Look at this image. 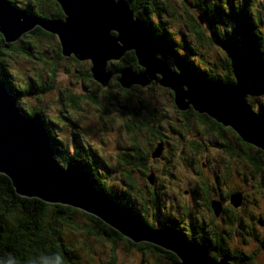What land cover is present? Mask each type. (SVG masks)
Returning <instances> with one entry per match:
<instances>
[{"label": "rangeland", "instance_id": "374dc122", "mask_svg": "<svg viewBox=\"0 0 264 264\" xmlns=\"http://www.w3.org/2000/svg\"><path fill=\"white\" fill-rule=\"evenodd\" d=\"M20 1L22 2L21 5H23V7L29 4L28 0ZM145 1H147L150 8L154 10L150 15L151 21L155 24H164L165 28L173 34L175 40H183L185 37L188 42L194 44V34L191 32L189 22L190 18H198L200 22L199 25L205 32L207 50L201 52L203 55H201L200 58L199 56L185 54L182 51L179 52L180 55L184 58L190 56L193 62L200 68L204 67V69H209L211 66H218V71L222 72L221 75L230 77L227 70L222 68V65L225 64V56L222 49L209 40L213 37L214 33L223 36L224 31L227 29L234 33L233 31L235 29L232 24H229L228 27L217 29L215 26L203 22V20L200 19L199 14V6L203 5V0ZM240 1L245 2L248 7L250 6L252 11L254 9L257 10V12L259 10L261 11L260 16L263 20V26L260 30L264 33V0ZM143 2L144 1L141 0V5H139V7L141 6V9L143 7ZM216 2H218L221 7H223V5L228 6L226 3L227 0H220L221 3L219 1ZM205 3L211 7L214 6L212 2ZM197 4L199 5L197 6ZM15 5L20 7L16 2ZM46 10L51 15L53 14V6L49 2ZM63 15L65 17L64 13ZM64 17L62 19H64ZM50 20H55V18H49V21ZM112 34L116 35L115 32H112ZM235 34L236 33L232 35L233 38L236 37ZM57 39H49L44 36H27V34L23 35L17 42H15V52H13L14 50H10L8 53L9 56L5 57L12 74L15 75V84L18 87L20 86L24 88V86L28 87L27 85H32L31 79H34L35 75L38 73L46 74V69L53 67V69L57 71L54 89L50 90L42 99L37 95L23 96L20 100L17 99L19 102L17 105L22 114H25L26 111L33 107L40 108L45 115L44 117L41 115L44 123L45 120H51L56 124L55 132L57 136L65 141L73 156L82 154L85 158H88L90 163H94L95 161L85 153L92 150L99 159L95 166L102 170V173L107 177L108 175H111V170H113L115 174L111 175V179L116 180V182H122V180H125L127 168L135 172V169L125 166L122 160L124 158L123 154L128 153V148L130 146L136 144L142 147L141 145H144L142 148H145L148 152L153 150V155L155 154L154 157H156V153L158 149L162 147V143L159 141L157 144V139L151 141L150 139L152 136H148L145 130L140 132L135 127V122H137V120L127 111L132 109L133 103L127 102L129 96L116 87L117 84L120 85L116 80L120 78V73H113L110 76L107 87H102L99 84L102 90H108L107 92L117 98L116 104H118V107H116L113 104L114 102L109 100L107 92L99 90L98 83L95 82L93 78H88L87 73L90 72L89 70L92 68L90 60L79 62L76 61L74 57H70L58 61L54 58L55 53L53 50L57 49ZM157 45L158 40L156 41L155 47L157 56L161 58L157 52ZM21 46L24 49L28 47L30 55L27 56L24 53H19ZM52 53H54V55H52ZM130 53V51L126 52L121 59L109 60L106 66L107 70L109 72L116 71L111 70L109 67H112L113 65H121L124 62L126 55ZM40 57L41 59H39ZM161 59L174 70H180V66L176 65L173 59H163V57ZM122 69H128L135 73V71L130 68ZM142 70L143 68L140 67V70L137 72L139 73ZM234 77L236 78L235 74ZM33 86H35V84ZM134 87H138V89L137 93H132L133 96H137L139 93V96H143L150 101L152 105H156V108L162 113V124L160 122L158 124V128H161L159 129L161 139L165 137L162 142H165V144L169 142V149L171 146H174L173 148L178 147L179 149H174L176 155L173 152L171 153L173 156L166 154L165 158L155 161L152 166L158 179L156 180L155 178L153 182H156L154 183V187L157 189L162 204L160 211L162 217H167L171 222L176 219L179 221L184 219L187 221L185 224L187 225L188 231L192 232V230L195 229L191 220L192 215H198L200 218H205L207 221L210 220V213L204 207V204L206 203L205 199H207L206 196L211 199L210 202H212V206L213 202H216V208H221V215L223 212L222 204L227 203V205L229 204L234 207L231 202L232 197L241 194L242 202L238 207L239 210H237V215L245 220L244 224L248 223V218L252 215H255L258 219L261 217L260 221H263L264 177L260 180H252V177L249 176L245 167L242 168L238 165H232L229 160H226L222 156L223 154L221 152L217 151L220 140L217 141L213 135L208 136L203 140L199 131L203 129L204 125L202 126L200 121L196 123L199 126L194 125L193 127L187 125V129L183 133L172 131L174 130L173 126L179 125V122L176 118L178 116L173 101L174 98L170 95L171 92L168 93L170 90L162 88L156 81L149 88H141L140 86ZM69 94L78 98L75 100L77 103L75 106L71 103ZM86 96L95 97L96 101L90 100ZM134 99L137 100V97H134ZM251 99L256 103L262 102L264 104V94L259 92L253 93ZM39 100L42 102L40 103ZM135 108L137 107L135 106L133 109ZM254 108L257 109L258 104H256ZM195 112L198 113L197 111ZM193 120L194 119H192L191 122H193ZM126 125L133 127V130L130 133L126 130ZM178 134H181V136ZM226 138L229 140L231 139L233 142L236 141V137H234L231 132H227ZM196 140L199 142L203 141L200 144L196 142ZM190 143L199 144L200 148H198V151L194 150L197 147L195 145H190ZM252 147L255 149V153H257L256 149L262 151L260 148L255 146ZM191 148L193 151H191ZM169 149L166 150V153ZM235 161L240 165H245L240 159H235ZM60 165L65 166L62 164ZM227 170L228 173L226 172ZM226 174H228V178H226ZM134 178L138 182V188L144 189L147 180L142 173L135 172ZM186 191L188 193H186ZM227 192L232 193L229 199V193ZM75 218L78 219H74V222L77 224L83 225L88 223L85 217L80 215L75 216ZM257 222L258 221L256 220L252 223L258 224L259 222ZM261 223L259 224L264 226V223ZM186 225L184 226L186 227ZM256 227L254 229L260 235H264L261 226L256 225ZM63 229L65 239L71 246V254L79 259L78 263L75 261L76 264L108 263L112 252L111 243L87 236L81 230H73L70 228ZM242 229L240 227L232 228L235 237H233L230 246L244 251L245 254L251 255L253 250L256 252L255 247L257 246L250 245L251 248H249L248 251H246V247H242L243 244L245 246L247 245L245 241L243 242V240L247 238V230L245 228ZM240 231H243V235L238 233ZM256 231L255 234H257ZM259 234L257 235L259 236ZM248 238V242L255 243L250 237ZM127 247V244L124 242H119L117 244V264H148L146 261L142 262V254H139L137 250L132 248L128 250ZM146 255L151 262H154L152 257L148 254ZM210 256L214 260L219 261V258L213 257L211 253ZM226 260L230 263L228 258ZM252 262L253 264H264V250L259 251L257 255L254 256Z\"/></svg>", "mask_w": 264, "mask_h": 264}, {"label": "water", "instance_id": "95a60500", "mask_svg": "<svg viewBox=\"0 0 264 264\" xmlns=\"http://www.w3.org/2000/svg\"><path fill=\"white\" fill-rule=\"evenodd\" d=\"M64 19H43L27 10L0 0V34L6 43L17 42L36 28L55 35L65 58L82 62L90 60L92 78L107 87L110 76L121 87L149 88L155 81L174 94L178 111L193 109L224 127L231 128L244 143L264 152V119L248 104L246 92L250 79L235 73V84L212 82L187 65L174 70L156 53V36L134 16L126 0H56ZM115 32L116 35H113ZM134 52L142 71L128 69L109 72V60H118ZM108 71V72H106ZM158 149L156 157L161 153ZM158 154V155H157ZM0 174L9 178L18 196L60 205L93 216L134 244L147 243L175 254L174 264H231L225 257L219 261L206 247L190 242L171 229H157L101 193L87 174L69 162L61 166L55 158L51 137L40 114H22L17 98L0 80ZM153 184V180H149ZM231 202L238 208L242 195ZM212 209L217 216L221 208Z\"/></svg>", "mask_w": 264, "mask_h": 264}, {"label": "trees", "instance_id": "16d2710c", "mask_svg": "<svg viewBox=\"0 0 264 264\" xmlns=\"http://www.w3.org/2000/svg\"><path fill=\"white\" fill-rule=\"evenodd\" d=\"M10 1L14 6H16L15 2L20 5V7L16 6L19 9H28L29 13H33L43 19H62L64 17L61 7L55 0H28L29 4L25 7L21 5L22 2L20 0ZM126 1L135 16L141 18L156 36L158 40L157 52L161 58H171L176 65L192 67L212 82L235 84L234 74L236 72L246 74L250 79L249 88L246 92V100L249 106L264 119V104L262 102L256 103L251 99V95L255 92L264 94V33L260 30L263 26L260 10L258 12L255 9L252 11L250 6L248 7L245 2H239L237 0H227L230 2L229 7L224 5L221 7L216 2H220V0H203V5L199 6L200 19L203 22H207L217 29L228 27L229 24H232L235 29L233 31L236 33L235 38L232 37L234 33L227 29L224 31L223 36L214 33L213 37L209 40L220 47L224 53L225 64L222 65V68H225L224 70H227L230 75V77H225L221 75V71V73L218 71V66H211L209 69H204V67L200 68L193 62L190 56L184 58L179 53L182 51L185 54L199 56L200 58L203 55L201 52L207 50L205 32L201 29L198 18H190L189 22L191 32L194 34L195 43L191 44L185 37L183 40L177 39V41L173 34L165 28L164 24H155L151 21L150 15L154 10L150 8L147 1L143 0L142 9L141 6L139 7L141 0ZM48 2L53 6L52 15L46 10ZM205 2H212L214 6L211 7ZM47 33L40 28H36L30 34L34 35V37L44 36L49 39H57L50 33ZM11 48L12 45L6 43L4 37L0 34V69L6 75L3 81L18 100L23 96L30 95L40 97V95L54 89L57 73L53 69L50 71L49 76H47L46 87L33 86L35 78L31 80L32 85H27L28 87H18L14 84L13 74L5 58L9 56L6 54L9 53ZM20 49L19 53H23L24 48L21 46ZM25 49L29 50L28 47ZM53 52L56 56L54 58L58 61L67 59L61 54V46L58 39L57 50L54 49ZM109 68L116 71L122 68H130L135 72L140 70L133 52L126 55L121 65H113ZM87 76L92 79L90 72L87 73ZM13 86H15V90ZM116 87L129 96L127 102L133 103L132 109L127 111L137 120L135 122V125L137 124L136 128L139 130L144 129L152 134L158 135V133L156 134V127L162 120V113L159 112L156 105H152L146 98L139 96V93L137 96H133L132 93H137L138 87H133L129 91L123 89L119 84ZM98 88L102 90L99 84ZM102 91L107 92L108 90ZM170 92L168 91V93ZM107 95L109 96V100H112L114 102L113 104L118 107V104H116L117 98L109 92H107ZM170 95L174 98L173 92ZM69 97L71 103L75 106L77 104L75 100L78 98L73 97L71 94H69ZM134 97H137V100ZM88 98L90 100H96L95 97ZM256 104H258L257 109L254 108ZM135 106L137 108L133 109ZM177 113L182 123L186 124L192 121V119H194L193 121H200L202 123L204 121L205 127H210L211 130L222 136L224 126L209 118L207 115H199L193 108L186 112H178L177 110ZM25 114L27 116H33L35 114L45 116L42 110L26 111ZM45 127L52 140L55 158L60 164L66 165L69 162L74 163L88 175L89 179L101 193L132 212L137 218L143 220L153 228L176 231L184 239L206 247L215 258L227 257L231 264H253L251 256L245 254L238 248H232L225 241L231 238L232 228H236L234 225H236L237 220L230 219L224 228H220L215 222L207 221L198 215H192L191 220L195 229L189 232L185 224L187 223L186 220L179 221L176 219L171 222L167 217H162L160 213L162 204L157 190L154 187H150L152 191L147 190V194L142 193L140 189L138 190V182L131 172L125 174V180L116 182V180L111 179V175L115 174L113 170H111V175L107 177L102 173V170L95 166L99 159L92 150L89 149L90 151L85 153L95 161H93L94 163H90L88 158H85L82 154L73 156L65 141L57 136L55 132L56 124L51 120H45ZM237 138L239 141H242L238 135ZM245 145L250 147L247 143ZM131 148L130 151L135 152V154L139 152L136 144L131 146ZM256 152L253 157L252 155L250 156L257 163L255 166L257 172L262 170L264 166V153L258 149H256ZM211 203H209L207 198L204 207L211 208ZM77 215L85 217L88 223L83 225L75 223L74 219L78 220L75 218ZM63 228L81 230L87 236L111 243L112 252L107 264H117L116 246L119 242L127 244L128 250L132 248L137 250L139 254H142V262L146 261L148 264H174L178 262L175 254L152 244H134L99 219L84 212L65 206L46 204L37 199H27L18 196L9 178L0 174V264H76L75 261L78 263L79 259L71 254V246L65 239ZM251 237L252 240L260 244L261 248H264V239L255 235H251ZM146 254L152 257L154 262H151Z\"/></svg>", "mask_w": 264, "mask_h": 264}, {"label": "flooded vegetation", "instance_id": "af4514ba", "mask_svg": "<svg viewBox=\"0 0 264 264\" xmlns=\"http://www.w3.org/2000/svg\"><path fill=\"white\" fill-rule=\"evenodd\" d=\"M237 1L242 2L240 0H237ZM226 3H228V5L230 4V2H228V1ZM27 11H29V10L27 9ZM55 19H61V18H55ZM30 33H28L27 36L28 35H32ZM47 34H49V33H47ZM53 36L56 37L55 35H53ZM11 45H12L11 51L14 50L13 52H15V43H13ZM24 50H26V51H23V53L25 55H27V56L30 55L29 50H27V49H24ZM6 55H8V53ZM40 56H41V54H40ZM55 58H56V56H55ZM39 59H41V57ZM49 69H46V74L47 75L45 73H38V74L35 75V79H34L35 87H37V86H39V87H46V79H48L47 76H49V73H51L50 71H52L53 68H49ZM1 71L2 70L0 69V80L2 78L1 81H3V79L5 80L6 75H5V73L3 71L1 73ZM56 73H57V71H56ZM13 77H14V84H15V75L14 74H13ZM13 88L15 90V86H13ZM47 93L40 95V99H42ZM39 102L41 103L42 101L39 100ZM34 110H41V109L40 108H34L33 107L30 110H28V112L34 111ZM177 116H178V113H177ZM176 118H177V121L179 122V125L173 126L174 127V130H172V131H176V132L183 133L187 129V127H186L187 125H191L193 127H194V125H198V124H196V123H198V121H193L195 124L193 122H191V121L188 122V123H186V124H184V123L181 122V120H180L179 117H176ZM160 123L162 124V121H160ZM200 124L202 126L204 125L203 129H201V131H199L200 132L199 134L202 135L203 140H205L206 137L211 136V135H213L216 138L217 141L220 140V142H219L220 145L218 144L217 151L221 152L223 154L222 156L226 160H229L232 163V165H238V166H240L242 168L245 167L247 169V172H248L249 176L252 177V180H260L262 177H264V166L262 167V170L256 172L255 166H256L257 163L255 161H253L252 158H251V156H250V155H252V157H253V155H255V149H253L252 146L247 147L245 145L246 143H244L242 141H239L238 138H237V134L231 128L224 127V130H222V136H220V135H218L217 132L211 130L210 127H205V124H203L202 122H200ZM136 126H137V124L135 125V127ZM125 128L128 131V133H130L133 130V127H131L130 125H128V126L126 125ZM159 129H161V128H158V126H157L156 127V134L158 133V135L152 134L149 131L145 130L148 136H152L151 139H150L151 141H153V140L155 141V139H157L158 140L157 144L159 143V141H161L160 143H162V147H161L162 151H161V153H160V155L158 157H154L155 154L153 155V153H154V152H152L153 150L150 151V152H148V150H146L145 148H142L144 145H141L142 147H140V146L137 145L138 150H139V152L137 154H135V152H133V151H130L132 149L131 146L128 148V153L127 154H123V156H124V158L122 159L123 162H124L123 164L125 166H128L129 168L131 167V168L135 169V172H138L140 174L142 173V175L147 180V184L145 183L144 189L138 188V190L140 189L142 193L143 192L146 193L147 190H151L152 191V189H150V187H154V185H155L154 183H156V182H153V184H151L149 182V180H155V178H156V180H158L156 174L154 173L155 171L153 170V167H152L153 164L155 163V161H159V160L165 158L166 157V154L173 156V154H171L172 152L176 155V153L174 152V149H178V147L177 148H173L174 146H171V148L169 149L168 147H170L169 146L170 143L167 142V144H165V142H162L165 139V137H163L161 139V135H160ZM139 131L141 132L142 130L140 129ZM227 132H231L232 135L234 137H236V141L235 142H233L231 139L229 140V139L226 138L227 137ZM178 135L181 136V134H178ZM147 139H149V138H147ZM202 141L199 142V141L196 140V142H198L200 144H201ZM190 145H195L197 148H195L194 150H197V151H198V148H200L199 144H191L190 143ZM167 149H169V150L166 153V150ZM191 151H193L192 148H191ZM155 153H156V151H155ZM251 153H254V154H251ZM235 159H240L242 162L245 163V165L238 164V162L235 161ZM128 172H131L133 176L135 174V172L133 170H130V169L127 168L126 173H128ZM226 172L228 173V170ZM226 178H228V174H226ZM225 180H227V179H225ZM155 190H157V189H155ZM186 193H188V192L186 191ZM227 193H229L228 194V199H229V197L232 195V193L231 192H227ZM146 196H148V195H146ZM207 198H208L209 203H210V200L211 199H209L208 196H207ZM244 199H245V196H244ZM214 201H216V200H214ZM204 206H205V204H204ZM222 208H223L222 209L223 210L222 214L219 215V216H216L214 210L212 209V203H211V208H206L205 207V209L210 213V216H211L209 221L215 222V224L217 226H219L220 228L221 227L224 228L226 226L225 224L230 219L237 220V223L238 224L236 223V225H234V227H237L238 226V228L239 227L241 229L242 228H245L247 230V238H245L243 240V242L245 241V243H247V245L245 246L243 244L242 247H246L245 249H246V251H248L249 248H251L250 245H256L257 246V247H255L256 248V252H254V250H253L252 251V254L251 255L249 254V256H251L252 257V260H253L254 259V256H256L259 251L264 250V248H261L260 244L257 243L256 241H255V243L248 242V240H249L248 237H250L252 239L251 235L252 236H254V235L255 236H258L257 234H259V233L254 229L256 227V225L261 226V230L264 231V226H262V225L259 224L261 222L264 223V220L263 221H260L261 220V217H259V219H258L255 215H252V216H250L248 218V220H249L248 223L247 224H244L245 223V220L242 217H240V216L237 215V210H239V208L236 209V208L230 206L229 204L227 205V203L226 204H222ZM258 216H260V215H258ZM256 220L258 222L259 221L260 222L259 223L257 222L258 224L252 223L253 221L255 222ZM256 228H258V227H256ZM220 230L222 231V233H224V231L222 229H220ZM242 230H244V229H242ZM255 231H256L257 234H255ZM242 232L243 231H240L238 233L239 234L241 233L240 235H243ZM230 237L231 238L228 239L229 242L227 240H225L228 243V245L231 243L233 237H235L233 235V232H232V236H230ZM258 237L264 239V235H260L259 234ZM224 238H225V236H224ZM242 252H244V251H242Z\"/></svg>", "mask_w": 264, "mask_h": 264}, {"label": "bare ground", "instance_id": "6f19581e", "mask_svg": "<svg viewBox=\"0 0 264 264\" xmlns=\"http://www.w3.org/2000/svg\"><path fill=\"white\" fill-rule=\"evenodd\" d=\"M10 1V0H9ZM11 2V1H10ZM12 4V2H11ZM13 5V4H12ZM14 6V5H13ZM15 7V6H14ZM18 8V7H17ZM16 97V96H15ZM17 104H18V101H17ZM51 146H52V140H51ZM52 149H53V146H52ZM54 150V149H53ZM55 152V151H54Z\"/></svg>", "mask_w": 264, "mask_h": 264}]
</instances>
